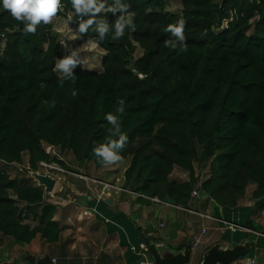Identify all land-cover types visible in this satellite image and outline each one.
I'll list each match as a JSON object with an SVG mask.
<instances>
[{
    "label": "trees",
    "instance_id": "trees-1",
    "mask_svg": "<svg viewBox=\"0 0 264 264\" xmlns=\"http://www.w3.org/2000/svg\"><path fill=\"white\" fill-rule=\"evenodd\" d=\"M63 2L66 8L59 17L65 19L73 10L70 0ZM122 2L136 13L135 29H127L117 41L111 39L112 33L100 41L90 29L82 38L96 42L104 52L102 70L77 67L74 82H61L53 71L60 47L51 26L41 25L35 35H24L23 25L0 3V161L22 164L25 154L32 172L40 161L52 160L75 173L63 161L49 158L40 145L44 142L100 168L92 149L105 142L109 127L105 114L115 112L123 99L122 131L129 143L122 153L120 184L143 196L130 204L133 215L148 208L157 217L159 207L148 198L190 210L195 187L196 199L204 198L203 209L211 203L222 212L232 210L249 185L254 186L249 215L262 213L264 0H180V10L173 14L165 10L164 0ZM101 15L110 24L116 18ZM181 18L186 22L188 51L178 54L164 47V40L171 38L164 28ZM77 19L73 13L70 24L75 29ZM134 44L141 51L138 59L132 57ZM136 72L147 78L139 79ZM73 90L78 93L75 98ZM52 101L54 108L49 106ZM206 161L209 175L199 180L193 164ZM174 168L185 171L187 180L170 181ZM23 175L10 177L0 169V235L26 245L38 235L54 244L60 233L53 221L55 207L46 202L42 188ZM27 216L36 222L34 226L25 222ZM245 222L240 226L256 231L248 219ZM186 242L174 249H182Z\"/></svg>",
    "mask_w": 264,
    "mask_h": 264
},
{
    "label": "rangeland",
    "instance_id": "rangeland-1",
    "mask_svg": "<svg viewBox=\"0 0 264 264\" xmlns=\"http://www.w3.org/2000/svg\"><path fill=\"white\" fill-rule=\"evenodd\" d=\"M164 2H165V10L166 11L173 14V13L178 12L180 10V0H164ZM224 24H226V22H224ZM70 25L64 24V19L60 18V17L55 21V27L57 28V30L54 32L58 35L57 43L60 47V55L56 58V61L58 58H63L65 55H68L71 50L80 49V57L85 63L83 66H77V67L80 69H83V70L91 71V72H96V73L101 72V70H102L101 69V60H102V57L104 56V52L101 49H99L98 47L93 48L91 46L92 42H90L86 39H83V38L73 39V33L75 32L73 28H75V27L72 26L73 28L69 29L68 26H70ZM50 26L53 29V25H50ZM215 31L217 32L218 30H215ZM251 33H252V25H250V27L246 30V34L250 35ZM65 44H67V47L64 46ZM3 45H4V43L2 42V46ZM134 46H135V51H134L132 57H133V59H138L141 55V51L136 47L135 44H134ZM101 51L103 53H101ZM56 73L59 74L58 72H56ZM40 145H41V148L43 151H44L45 147L52 148L51 146L46 145L44 142H41ZM47 152H48L47 155L49 158L59 156L58 153L53 150V148L50 149V151L47 150ZM60 154L62 157V161L65 163L67 169H69L71 171H76V172H78V170L82 171V173H84V175H87L89 177H93L95 179H99L102 181L103 180L104 181H114L115 179L120 178L122 172L124 171L125 163L122 165H114V166H108V167L101 166L100 168L97 169L94 167V165L91 162H85V161L84 162H78V161H76L73 158V156L71 155L70 151L60 152ZM22 156H23L22 157V162H23L22 164H15V163L7 164L5 162L0 161V169L3 172H5L6 174H8L10 177H22V176H24L23 174H26V176L31 178L33 183L36 185V181L32 178L31 174L37 173L39 175H46V172H43L38 166H37L36 171H34V172L30 171L27 163H25L26 162V155L23 154ZM208 164H209L208 161H206L200 165L199 164L197 165L196 163L193 164L194 173L198 177H200L199 180H203V179L208 177V175H209ZM19 167H25V168L28 167V170H25V169L22 170ZM19 170H21V171H19ZM77 174H80V173H77ZM49 176L53 180H55V183L59 182V185H61V187H64L63 189H66V190H68V188H70L69 186L71 183L74 184L73 179L78 180L79 183L82 182L80 179H78L74 176L70 177V175H62L59 177V179H57L53 175H49ZM168 179L172 182H175V183H181V182H184L187 180V173L185 171L178 169V168H174ZM82 184L84 186L83 182H82ZM82 184L80 183L81 191L83 190ZM75 188L77 189L78 186H75ZM84 189H85V187H84ZM253 190H254V186H252V185L247 186L245 189V195H244L245 197L238 204V206H241V208H242L241 212L239 213V215H240L239 220H240V222L244 223L248 219V221L252 223L253 227L257 231V232L255 231V232L256 233L261 232L264 235V210L262 213L256 214L254 216L249 215V210L251 209V206L253 203L252 200L250 199V195H251ZM56 194L57 193L53 191L52 197H54V198L48 197L47 198L48 200L46 202L47 203L51 202L55 206V204L53 202L56 200L55 199ZM61 194H63L62 191L58 195H61ZM10 195L12 198H14L13 194H10ZM43 195H44V193H43ZM83 195H85V194H83V191H82L79 193V196H76V197L81 199L83 197ZM112 196H114V195H112ZM127 196H129L131 198V195H127ZM76 197H75V195L74 196H72V195L68 196L71 203L74 202V199ZM133 200H134V198L127 202L125 199H123L124 203L122 204V206L119 207V209L122 210L124 212V214H127V216L129 214H131L132 206L130 204L133 202ZM203 200H204V198L193 199V201H196V202L191 204L189 206V209L194 210V211H198V212H203L204 209L206 208V206H205L203 209V207L201 206ZM208 204L212 205L211 203H207L206 205H208ZM127 206H128V208H127ZM133 206L135 207V205H133ZM156 207H159V209L155 211L157 217L151 216L149 214L150 209L142 208L138 214L134 215V218L130 219L129 223L131 224V227L134 226L136 228H139L140 231H142V232L143 231L148 232V236L151 237L152 239L155 237L158 238L159 241H157L158 243H156V245H157V248L159 250L161 249V251H163V250L178 251V250H175L174 248L178 244H180V242H183L184 240L188 241V242L184 243V245L185 244L189 245L190 264H200L201 257L203 254V252H201V250L205 246H207L205 248H208V246H210L209 245L210 242L213 239L214 240H216V239L220 240L221 238L225 237V234L223 232L226 228L222 224H220V228L216 229L215 230L216 232H214L212 230V227H213V224H216V223H214L212 221H205L199 217L189 215V214H185V213H181L180 211H177V210H176V212H173V210L167 209V208L162 207V206L156 205ZM160 207H162V208H160ZM226 212H228V211H226ZM82 217L84 218V215ZM27 218H29V216L25 217V222H27L30 226H34L36 224V222L34 220H32L31 217H30V219H27ZM67 219H69V220H67ZM135 219H136V221H135ZM64 220H65V222L63 223L64 224L63 227H61V232L64 233L65 237L78 238L77 235H81L84 232H89V230L92 229V228H88V226L85 224V221H83V220L76 221V218H74L73 216L70 217L69 215H66ZM159 223H162L163 227H158ZM202 227H204L208 233H207V235L203 236V240H201L202 244H198L199 241L195 240L196 239L195 237H199V232H200V229ZM136 228H134V229H136ZM95 231L99 232L98 228H96ZM213 232L216 234V236L212 239L206 240V238L210 237L211 233H213ZM134 233L136 236L133 237L134 242H132V243L135 244V246H137V244H136V242H138V231H137V229L134 230ZM243 236L245 237V240L248 239L247 235H243ZM224 239H227V238L225 237ZM224 239H222V240H224ZM194 240L197 241V244H198V245L196 244L197 245L196 247L193 245ZM11 242H13V240L8 239V238L0 235V264L9 263L8 261H6V259H8V257L13 258L14 255H17V253H21V250L14 248V245ZM222 242L223 241L220 240V243H222ZM260 242H261L260 244L261 245L263 244V245H262V248H259L260 250L258 252L260 255H259L258 259H260V264H264V241L261 240ZM119 243H121V242H116L113 239L112 240L110 239V242H109V248L111 250L110 253L116 254V257L119 256V254H120V250L118 248ZM11 244H12L13 250L10 249ZM123 244L124 245L122 246V248H125L124 249V253H125L128 250L129 245H127L126 243H123ZM248 244H249V248H250L249 253H256L254 251V247H253V249H251L252 245H251L250 241L248 242ZM54 252H55L54 250H47L46 255H48V257H49V255L53 254ZM22 255L23 256H21V258L19 257V260H17V262L14 260L13 263H15V264H26V262H25L26 257H32L34 259L44 257V256H39V254L32 251V249H29L28 252L26 251ZM137 259H138L137 262L139 263L141 261V259L140 258H137ZM147 259L150 262V264H152L151 258H149L147 256ZM10 261L12 262V260H10ZM114 262L116 263L117 261H114ZM186 264H189V259H188V262ZM235 264H238V263H235Z\"/></svg>",
    "mask_w": 264,
    "mask_h": 264
},
{
    "label": "clouds",
    "instance_id": "clouds-1",
    "mask_svg": "<svg viewBox=\"0 0 264 264\" xmlns=\"http://www.w3.org/2000/svg\"><path fill=\"white\" fill-rule=\"evenodd\" d=\"M0 3L13 19L23 25L21 30L24 35H35L41 25H53V31H56L55 21L66 8L63 0H0ZM70 4L75 17L78 18L75 21L78 27L73 33V39L86 36L91 29L98 34L100 41L105 40L109 33H112L111 39L117 41L125 36L127 29H135L134 18L136 13L130 11L131 5L122 2V0H114L112 4H108L107 0H70ZM73 13L67 15L64 24L74 22ZM106 13H111L116 17L112 24L102 18L101 14ZM185 26L186 22L183 18L174 24H168L164 31L170 33L171 38L164 40V47L176 51L178 54L186 53L188 45ZM203 35H207V32L205 31ZM64 46L67 47V44ZM91 46L96 48L98 45L93 42ZM84 63L80 57V49H73L68 55L57 59L53 71L59 73L61 82L64 80H73L74 82V69L77 66H83ZM135 74L141 80L147 78L143 72H136ZM77 95L76 90L71 92L73 98ZM49 106L54 108L55 101H52ZM125 109V101L120 99L117 102L115 112L106 113L104 116L109 125L105 142L94 146L91 153L101 166L108 167L125 163V157L122 153L129 143L128 135L122 131V117L125 114ZM44 197H46L45 194Z\"/></svg>",
    "mask_w": 264,
    "mask_h": 264
},
{
    "label": "crops",
    "instance_id": "crops-1",
    "mask_svg": "<svg viewBox=\"0 0 264 264\" xmlns=\"http://www.w3.org/2000/svg\"><path fill=\"white\" fill-rule=\"evenodd\" d=\"M68 27L69 29L73 28L71 25ZM73 29L75 31V28ZM101 53L103 52L101 51ZM75 173H80L84 175V173L79 170L78 172L75 171ZM85 176L88 178L95 179L87 175ZM73 181L74 184L71 183L69 186L70 188H68V190L63 189L64 187H61V185H59V182H56L53 188V191L57 193L55 198L56 200L53 202L55 204V206L53 205L55 207L53 221L60 228L58 240L51 245L46 244L43 240L38 237V235L33 239V241L30 242V244L27 245L13 240V242L11 243L14 245V248L20 249L21 253H17V255H14L13 258L8 257L6 261L11 262L10 260H12V262H14L15 260L17 262V260H19V257L21 258V256H23L22 254L24 252H28L29 249H32V251L39 254V256H46L50 261L51 259H54V264H138V257L133 255L130 251V247L137 248L139 244L138 242H136L137 246H135V244L132 243L134 242L133 237L136 236L134 233V230H136L134 228L136 227H131V224L129 223L130 219L134 218L133 207L131 208V214H129L128 216L127 214H124L122 210L119 209V207L122 206V204L124 203L123 199L128 202L133 199V197L130 198L129 196H127V194L120 193L111 196L108 200H106V202H100L98 204L86 203L84 197H82L81 199L76 197L79 196V193L82 191L83 194H85V189L82 182H80L82 184L83 189L81 191V186L78 180L73 179ZM75 186H78V188L76 189ZM61 191L63 192V194H61L62 196L58 195ZM71 195H75L76 197L73 203H71L70 199L68 198V196ZM195 202L196 201H192L190 205ZM208 205L203 212L206 211V213H209L212 216H216L217 218L220 217L224 220L227 219L234 223L238 222V224L240 225L241 222L239 220V213L242 210L241 206H237L232 210H227L228 212H222L221 210H219L218 207H215L214 205ZM92 209L95 211L94 213L91 212ZM85 210H89V214H85L83 218L82 214ZM66 215H69L70 217L73 216L74 218H76V221H85V224L88 226V228L92 229H90L89 232H84L81 235H77L78 238L65 237L64 233L61 232V227H63L64 225L63 223L65 222L64 218ZM27 219H30V217ZM96 228H98L99 232L95 231ZM218 228H220V224H213L212 230L214 232H216L215 230ZM214 232L211 233V236L207 237L206 240L214 238L216 236ZM207 233L205 235H207ZM223 233L225 234V237L227 239H224L225 237L221 238L220 240L223 241L222 243H220V240L213 239L209 245L211 246L213 244L219 243L224 247H232L237 242L245 239V237L243 236L245 234H243L242 232L231 233L227 230H224ZM203 236L204 235H201L199 232V237H195V240L199 241L198 244H202L201 240H203ZM110 239H113L116 242H121L119 243L121 247L118 245L120 254L117 257L116 254L110 253ZM148 239L151 243H153L150 240L151 237L148 236ZM195 240L194 243H196ZM246 240L248 242L250 241L249 239ZM123 243L129 245L128 250L125 253V248H122V246L124 245ZM194 243L193 245L196 247L198 244L196 243L197 245H195ZM12 244L10 246V249H12ZM153 244L156 245V243ZM204 248L201 250V252H204V250L207 249ZM259 248H262V245H258L257 249L254 250L257 253L258 257L260 255L258 252L260 250ZM47 250H54L55 252L53 254H50L48 257V255H46ZM114 261L117 262L115 263Z\"/></svg>",
    "mask_w": 264,
    "mask_h": 264
},
{
    "label": "built area",
    "instance_id": "built-area-1",
    "mask_svg": "<svg viewBox=\"0 0 264 264\" xmlns=\"http://www.w3.org/2000/svg\"><path fill=\"white\" fill-rule=\"evenodd\" d=\"M53 148V147H52ZM52 148L49 147H45L44 148V153L47 155V150H50ZM53 150L55 152L58 153L59 156L57 157H52L55 158L56 160H58L59 162H62V157L60 152H58L56 149L53 148ZM48 156V155H47ZM13 164V163H12ZM19 166V165H18ZM38 167L43 171L46 172V175H53L55 176L57 179H59L60 176L62 175H70V176H74L78 179H80L83 183H84V187H85V195H83L84 199L86 200V203H94V204H98V203H102V202H106V200H108L112 195H117L120 193H124L127 195H131V197L133 198H143L142 195H138V194H133L127 190H124L120 183V180L122 179V177L120 176V178L115 179L114 181H102L99 179H92V178H88L84 175L81 174H72L68 171H66L65 169H63L60 165H58L57 162L49 160L48 162H44V161H40L38 163ZM22 170H28V167H19ZM21 171V170H19ZM195 176H197L195 174ZM198 177V176H197ZM198 179H200V177H198ZM53 192V191H52ZM52 192L45 194L46 197L49 198H53L52 197ZM191 197L196 199L198 198V191H197V187H195L192 192H191ZM148 200L154 204L157 205H161V206H167V207H171L174 208L177 211H184L187 214L199 217L205 221H212L214 223H218V224H222L225 226V230L231 232V233H235V232H242L243 234L247 235V238L250 240V242L252 244L255 245L254 250L257 249V245H258V241L260 239H264V235L261 233H255L250 231L247 228H244L240 225H238V222H231V221H227L224 220L223 218H217L216 216H212L209 213H204V212H197L194 210H185L182 209L180 207L177 206H173L164 202L159 201L156 198H148ZM220 210V209H219ZM91 212H95L93 209ZM85 214H89V210H85L83 212V215ZM158 227H163L162 223L158 224ZM207 233V230L202 227L200 229V234L201 235H205ZM197 243V241H196ZM196 243H194L196 245ZM130 251L133 255H135L136 257L140 258L141 261L138 264H150V262L147 259V255L145 253L144 247L141 244H138L137 248H133L130 247ZM51 264L55 263L54 259H51ZM238 264H259L258 262V255L256 253H248L247 255L243 256L242 258H240V260L238 261Z\"/></svg>",
    "mask_w": 264,
    "mask_h": 264
},
{
    "label": "water",
    "instance_id": "water-1",
    "mask_svg": "<svg viewBox=\"0 0 264 264\" xmlns=\"http://www.w3.org/2000/svg\"><path fill=\"white\" fill-rule=\"evenodd\" d=\"M21 27L19 26V29ZM36 185L43 189L44 194L51 193L55 180L48 175L31 174ZM138 243L144 247L146 255L151 258L152 264H186L189 259V245L185 244L178 251L159 250L151 243L142 231H138ZM250 252L248 241L243 239L232 247H224L219 243L209 246L202 254L200 264H235L240 258ZM27 264H49L46 256L34 259L26 258ZM2 264H14L13 262Z\"/></svg>",
    "mask_w": 264,
    "mask_h": 264
},
{
    "label": "bare ground",
    "instance_id": "bare-ground-1",
    "mask_svg": "<svg viewBox=\"0 0 264 264\" xmlns=\"http://www.w3.org/2000/svg\"><path fill=\"white\" fill-rule=\"evenodd\" d=\"M43 145H44V144H43ZM43 145H42V146H43ZM49 151H50V150H49ZM250 231H251V230H250ZM252 232H255V231H252ZM255 233H256V232H255Z\"/></svg>",
    "mask_w": 264,
    "mask_h": 264
},
{
    "label": "flooded vegetation",
    "instance_id": "flooded-vegetation-1",
    "mask_svg": "<svg viewBox=\"0 0 264 264\" xmlns=\"http://www.w3.org/2000/svg\"><path fill=\"white\" fill-rule=\"evenodd\" d=\"M25 262H26V260H25ZM27 264V263H26Z\"/></svg>",
    "mask_w": 264,
    "mask_h": 264
}]
</instances>
